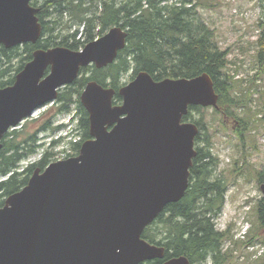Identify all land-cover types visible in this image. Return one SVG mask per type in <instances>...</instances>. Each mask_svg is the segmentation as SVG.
<instances>
[{"label": "water", "instance_id": "obj_1", "mask_svg": "<svg viewBox=\"0 0 264 264\" xmlns=\"http://www.w3.org/2000/svg\"><path fill=\"white\" fill-rule=\"evenodd\" d=\"M31 0H0V45L35 43L41 33ZM127 32L112 26L79 50L38 48L0 88L4 134L56 100L81 67L112 63ZM89 80L79 99L90 138L76 156L36 168L0 207V264H140L162 259L164 247L142 238L164 206L181 199L196 155L197 126L182 121L189 105L217 107L207 73L154 80L138 72L118 90ZM1 148V142H0ZM264 198V183L260 185ZM161 264H190L185 256Z\"/></svg>", "mask_w": 264, "mask_h": 264}, {"label": "trees", "instance_id": "obj_2", "mask_svg": "<svg viewBox=\"0 0 264 264\" xmlns=\"http://www.w3.org/2000/svg\"><path fill=\"white\" fill-rule=\"evenodd\" d=\"M30 3L39 8L40 36L35 43L10 48L0 45V88L13 83L15 75L31 60L35 49L62 46L79 50L115 25L127 32L126 44L112 63L102 68L94 65L81 67L76 79L59 89L55 100L57 113L75 110L76 115L72 119L77 121V126L73 124L71 127L73 140H70V148L75 152L72 156H76L81 143L90 138L88 112L79 99L86 83L95 80L113 88V104H119L122 97L118 90L125 84L120 80L129 71H132L131 80L140 71L149 73L154 80L191 78L207 73L218 94L214 109L225 120L238 122L235 132L240 136L246 130L243 120L233 112L239 104L232 96L233 89L224 72L227 52L219 49L212 31L195 17L196 2L193 0H41L39 5L36 0H31ZM262 27L254 79L264 82V24ZM204 108L189 105L187 114L182 117V121L192 122L198 128L194 138L196 155L189 168L188 187L181 199L164 206L141 235L149 243L163 246L164 256L140 264H161L178 256H185L190 264H228V257L222 253V243L231 235H227V230L225 233L219 231L215 224L224 202L226 184L220 177H213L217 158L210 151L211 142L209 133L205 131L204 117L193 118L191 115L192 110ZM52 121V118L45 120L32 132L10 129L2 137L0 207L9 195L28 183L36 168L42 171L60 154L52 148L62 140L55 139L50 143L39 138L40 131L64 127L63 124L53 125ZM75 133L81 137L74 142ZM199 141H202V146ZM40 148H43L41 158L19 171L20 162ZM65 151L62 156L67 154ZM255 178L264 182V168L256 173ZM256 220L264 226L263 197L256 203ZM253 239L258 240L250 231L242 245L250 246Z\"/></svg>", "mask_w": 264, "mask_h": 264}, {"label": "rangeland", "instance_id": "obj_3", "mask_svg": "<svg viewBox=\"0 0 264 264\" xmlns=\"http://www.w3.org/2000/svg\"><path fill=\"white\" fill-rule=\"evenodd\" d=\"M39 2L41 0H38ZM195 17L212 31L213 40L221 51L227 52L224 72L233 89L238 107L234 114L241 118L246 130L240 136L235 132L238 122L225 120L214 107L201 111L192 110V117H204L210 137V151L217 158L213 177L225 181L226 192L220 214L215 219L216 228L227 235L229 240L222 243V253L228 257V264H262L264 261V226L256 220V203L262 198L260 185L255 176L264 168V82L254 79L256 70L255 56L259 50L258 38L264 24V0H193ZM66 22V18L64 19ZM67 25L64 24V26ZM89 73V72H88ZM132 71L122 75L120 82L131 80ZM56 101L37 108L23 120L16 129L32 132L45 120L52 118L53 125L68 124L76 117L71 113H57ZM58 130L40 131L39 138L47 142L59 139L53 149L60 153L53 159H63V152L71 150L69 140L70 126ZM69 127V128H68ZM14 129V128H12ZM204 131V130H203ZM60 137H65L60 139ZM75 133L74 142L79 140ZM51 143V142H50ZM198 144L202 146V141ZM47 146V145H46ZM43 148L20 162L19 171L38 161ZM251 231L258 240L250 246H243ZM210 262L208 258L207 263Z\"/></svg>", "mask_w": 264, "mask_h": 264}, {"label": "flooded vegetation", "instance_id": "obj_4", "mask_svg": "<svg viewBox=\"0 0 264 264\" xmlns=\"http://www.w3.org/2000/svg\"><path fill=\"white\" fill-rule=\"evenodd\" d=\"M31 2V1H30ZM36 3L39 5L40 2L38 0H36ZM31 4V3H30ZM38 7V6H36ZM73 153L75 152H72L71 150L67 151V154L64 156L65 158H68V157H72V155H74ZM64 159V158H63ZM40 169V168H39Z\"/></svg>", "mask_w": 264, "mask_h": 264}]
</instances>
